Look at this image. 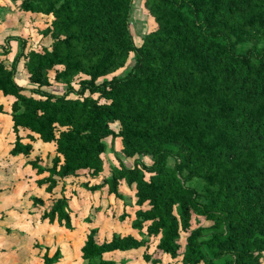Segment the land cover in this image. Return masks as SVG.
Returning <instances> with one entry per match:
<instances>
[{"label":"trees","instance_id":"trees-1","mask_svg":"<svg viewBox=\"0 0 264 264\" xmlns=\"http://www.w3.org/2000/svg\"><path fill=\"white\" fill-rule=\"evenodd\" d=\"M14 1L50 38L0 45L9 153L55 145L49 164L27 160L37 185L61 183L49 206L31 197L39 218L71 228L64 181L85 171L93 181L80 187L123 201L119 219L138 235L99 240L91 228L83 264H123L104 254L139 248L151 264H264V0H141L153 25L139 40L129 20L140 0ZM54 82L62 90L42 89ZM106 139L124 159L106 164ZM59 255L46 249L42 263Z\"/></svg>","mask_w":264,"mask_h":264},{"label":"rangeland","instance_id":"rangeland-1","mask_svg":"<svg viewBox=\"0 0 264 264\" xmlns=\"http://www.w3.org/2000/svg\"><path fill=\"white\" fill-rule=\"evenodd\" d=\"M18 5L17 2L14 0H0V45L4 44V40L6 37L10 36H19L23 39H25L26 42V49H38L40 46H47L50 42L49 37H40V34L36 31L37 25L40 27V21H36L37 18H35L34 15L30 13H23L21 11L17 10ZM36 23V24H35ZM130 30L132 34L134 35L136 40H139L140 37L143 36L144 32L150 30L152 28L153 22L149 20L148 15L146 14L145 9L142 6L141 0L139 2H134L131 8V14H130ZM9 43L13 47V49L16 47V41L14 39H9ZM8 59H10V54H8ZM6 65L9 66V60H7ZM18 72H20L22 76V80H19V83L24 86L25 88L30 87V83L26 80V75L24 72L22 73V66L21 64L17 67ZM117 72H122V69L118 70ZM49 76L52 78V71L49 72ZM18 76H20L18 74ZM55 85H52V88L48 87H42V89L48 90V91H58L62 90V86L58 85L57 83H53ZM3 102H6L5 100ZM2 123V122H1ZM0 123V124H1ZM4 126L0 127V165H12V169L9 170V172H6L5 174L2 173L0 175V201H6L5 203H9V201L16 199V202L18 204H24L26 208H31V202L28 201L25 202L26 198V192H29L31 194V184L29 183L28 174L30 175L32 171H30L27 167L19 166L16 161L21 160L20 157L12 158L9 154V147L12 140V136L10 135L9 128L5 125V122L3 121ZM2 125V124H1ZM107 143V149L105 151L104 158L106 160V164H115V158H113V154L117 156L120 159H124L123 155L121 153H117V145L116 143H113V146L110 145V142L108 139L105 140ZM37 144V143H36ZM40 147L38 152H40L41 157L44 159L47 155L51 156L54 151L53 145H43L39 143ZM39 154V153H38ZM40 156V155H39ZM144 162L150 163L149 157H142L141 158ZM22 162V161H21ZM20 162V163H21ZM169 162H172L171 159H169ZM1 171L3 169L0 168ZM4 174V175H3ZM100 179V177L96 178ZM93 179L87 174V172L83 171L79 175H77V184H80L81 182L85 181H92ZM52 192V191H51ZM56 192H58L56 190ZM120 192L124 194L126 202L129 204H132L134 201V197L132 195V191L129 190V188L122 186L120 188ZM34 194L38 195L40 194L39 191H37L36 187H34ZM51 197L55 199V196L51 194ZM106 193H103V196H105ZM45 197V196H43ZM51 199L44 198L45 202H51ZM105 200V199H104ZM49 204V203H48ZM72 207L77 213V219H76V232L73 233H61V231H56L51 227H47V229H43L42 233L41 231L36 236V241L40 243L41 248L34 246V240L35 236L32 234H28V239L23 240L22 246H24V252L25 255L27 254L26 250H28V254L30 255V260L32 261V264H38V255L41 254V252L44 250L42 246L51 248L52 250L55 249L54 243L52 240L60 241L61 239L64 241H68L67 248L70 253V257L65 258L62 257L59 264H83L82 260L78 257V249L80 245L82 244L85 234H86V224H85V215L87 214V211L90 208L91 202L89 200L83 201L81 203H78L77 200H72ZM120 205V204H119ZM121 207V206H120ZM2 213H4V216L11 215V208L8 206L5 209H0ZM121 211V210H120ZM23 212H25L23 210ZM116 215L119 214L118 210L115 211ZM114 213V211H113ZM35 216V215H34ZM115 217V215H114ZM4 220V218H3ZM118 223H116V219L112 221V217L109 216V223H107V228H112L113 223L116 226L117 232L122 233H130L132 232L129 229L128 221H121L117 218ZM5 221V220H4ZM9 224V223H8ZM118 224V225H116ZM205 224H208V222H205ZM1 226H5V223H2ZM114 228V227H113ZM11 231L13 229L9 227ZM33 229V228H32ZM52 229V230H50ZM108 231H111L112 229H106ZM25 231V230H23ZM105 234V230L101 231L99 235L102 237ZM9 236L15 235L14 232H11L8 234ZM136 235V233H135ZM3 236L0 235V243H2ZM56 241V242H57ZM56 245V244H55ZM53 246V247H52ZM59 246V243L57 242V245ZM5 248V246L3 245ZM61 245L59 248L60 249ZM51 250V251H52ZM62 250V249H61ZM6 251H10L9 247ZM60 251V250H59ZM139 256V255H138ZM156 256H158L156 254ZM121 258H125L122 256ZM19 259V258H18ZM137 259V258H136ZM132 263H136V260H133ZM141 264L142 263L141 261ZM147 264V263H145Z\"/></svg>","mask_w":264,"mask_h":264},{"label":"crops","instance_id":"crops-1","mask_svg":"<svg viewBox=\"0 0 264 264\" xmlns=\"http://www.w3.org/2000/svg\"><path fill=\"white\" fill-rule=\"evenodd\" d=\"M6 62H8V61L6 60ZM4 100L6 102H3ZM9 111H10L9 99H8V97L3 96L0 92V123L2 122L1 123L2 125L0 124V127L4 126V123H3V121H4L5 125L10 130V132H9L10 135L12 136V140H11L10 147H9L8 151L10 150V148L12 146V142L14 140V134L11 131V120H10ZM39 143H41L43 145H53L54 151H53L52 155L51 156L47 155L43 159L41 157L40 152H38L39 147H40ZM54 154H55L54 143L53 142L44 143L39 139L36 140L35 142H33V150L28 156L25 157L22 154L12 156L10 154V156L12 158L13 157L14 158L20 157L21 160L16 161L17 164L19 163L18 164L19 166H22V165L24 167L28 166V169L30 171H32V173L30 175L28 174V179H29V183L31 184L32 191H31V194H29V192H26V198H25L26 203L28 201H30L32 203L31 197L35 196V197H39L43 200V204H42L43 206H49L55 200L51 197L50 193L53 194V196H55V198L60 195L61 183L56 185L55 188L52 190V192H48L46 190V184H42V185L36 184L35 179L39 178L40 176L36 175L35 170L31 167V165L29 163H27V160H29V159L32 160V159H35L38 157L41 164H49L51 162V159L54 156ZM0 168L3 169V171L0 170V175H2V173L5 174L6 172H9V170L12 169V165L11 164L0 165ZM80 184H77V175L76 176H70V177L66 178L64 181V185H65L64 186V189H65L64 193H65V196L67 197V202H68V205L70 207L71 228H66L63 225L58 224L56 220H54L53 222H48L47 220L42 221L39 218L41 206L35 207L31 204V208L24 209V208H26L25 205L24 204H18L16 202V199L9 201V203H5L6 201H0V209H5L8 206L11 208V215L9 214L8 216H4L5 214L0 211V216L2 215V217H0V235L3 236V238H4L2 240V243H0V264H32V261H29L30 260L29 254L31 252L28 254V250H26L27 254L25 255L24 246H22L23 240L28 239V234H32L35 236L34 246L41 248L40 243H38L36 241V236L38 235V233L40 231L42 233L43 229L48 230V228L51 227L56 231H59V232L61 231V233H66V232H69V233L72 232L73 233L74 231L76 232L77 213L72 207V205H73L72 200H74V201L77 200L78 203H81V202L86 201V200H89V202H91L90 208L84 217V219L86 221L85 222L86 234L88 233V231L91 228H95L97 230L95 236L99 240L103 239L104 237H109L113 232L119 233L120 235H125V234H132L134 236L138 235L136 230H133L130 226V219L132 217L131 218L127 217L124 220H121V221H128L129 229L132 231L130 233L117 232V230H115L116 226L114 223L112 225V228H107V226H108L107 223L110 222L109 216L112 217V221H113V219H114V221L116 219V223H118L117 218L119 219V214L122 212L123 201L115 199V197L113 195H108L106 193V189H103L101 191L95 190L94 192H89L86 188L80 187ZM122 186H125V184L122 183L119 186V191H120V188ZM34 187H36L37 191H39L40 194H38V195L34 194ZM56 190L58 192H56ZM103 193H106V195L103 196ZM120 193H122V192H120ZM43 196H45L48 199H51L50 200L51 202H45L44 201L45 197H43ZM123 197H124V194H123ZM124 200H125V197H124ZM125 202H126V200H125ZM126 203L129 204L128 202H126ZM23 210L25 212H23ZM116 210H118V212H119L118 215H116V212H115ZM113 211H114V213H113ZM114 215H115V217H114ZM3 218L5 221L3 220ZM2 223H5V226H1ZM116 225H118V224H116ZM9 227H11L13 229V231H11L9 229ZM106 229H112V230L108 231ZM23 230H25V231H23ZM50 230H52V229H50ZM102 230L103 231L105 230V234H104V236L101 237L99 235V233ZM11 232H14L15 235L9 236L8 234H10ZM135 233H136V235H135ZM86 234H85V238H86ZM85 238H84V240H85ZM84 240H83V242H84ZM52 241L54 243L55 249L54 250H52L51 248L47 249V247L42 246V248L44 250L41 252L40 255H38V260H39L38 264H43L41 256H42L43 252H45L46 249L48 251V255H51L57 249V247L59 248L60 245H61V247L59 249L60 255H59L58 259L53 264H59L62 257H65V258L70 257V253H69V250L67 248L68 245H66V244H68V241H64L62 239L60 241L56 240L59 243V246H56L57 242L55 240H52ZM83 242H82V244H83ZM82 244L80 245V247L82 246ZM3 245L5 246V248L3 247ZM8 247H9L10 251H6ZM80 247L78 249V257L82 260V258L80 257L81 256L80 255ZM142 250H143V248L130 249V250H127L124 252L114 251L111 253H105L104 258H111V259H114L117 263L123 262V264H141V261L144 264L145 263L151 264L150 262H147L142 258V255H141ZM122 256H124L125 258H121ZM133 260H136V263H132ZM163 261L165 262L164 259H163ZM82 262H83V260H82Z\"/></svg>","mask_w":264,"mask_h":264}]
</instances>
